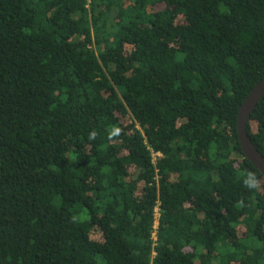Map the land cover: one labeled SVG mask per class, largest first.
Segmentation results:
<instances>
[{
	"label": "trees",
	"instance_id": "trees-1",
	"mask_svg": "<svg viewBox=\"0 0 264 264\" xmlns=\"http://www.w3.org/2000/svg\"><path fill=\"white\" fill-rule=\"evenodd\" d=\"M263 79L264 0H0V264H264Z\"/></svg>",
	"mask_w": 264,
	"mask_h": 264
},
{
	"label": "water",
	"instance_id": "water-1",
	"mask_svg": "<svg viewBox=\"0 0 264 264\" xmlns=\"http://www.w3.org/2000/svg\"><path fill=\"white\" fill-rule=\"evenodd\" d=\"M264 98V79L252 91L240 109L238 119V137L240 147L246 159L264 176V156L257 150L247 132L251 116Z\"/></svg>",
	"mask_w": 264,
	"mask_h": 264
},
{
	"label": "clouds",
	"instance_id": "clouds-1",
	"mask_svg": "<svg viewBox=\"0 0 264 264\" xmlns=\"http://www.w3.org/2000/svg\"><path fill=\"white\" fill-rule=\"evenodd\" d=\"M119 130L117 129L113 135L118 134ZM90 139L95 138V133H92L89 137ZM243 186L247 191H256L260 187V179L254 171H246L243 175L242 180ZM241 206H243V201H241Z\"/></svg>",
	"mask_w": 264,
	"mask_h": 264
},
{
	"label": "built area",
	"instance_id": "built-area-1",
	"mask_svg": "<svg viewBox=\"0 0 264 264\" xmlns=\"http://www.w3.org/2000/svg\"><path fill=\"white\" fill-rule=\"evenodd\" d=\"M155 156V155H154ZM158 156H160V155H158ZM156 157V156H155ZM157 226H158V222H156V225H155V229H157Z\"/></svg>",
	"mask_w": 264,
	"mask_h": 264
}]
</instances>
